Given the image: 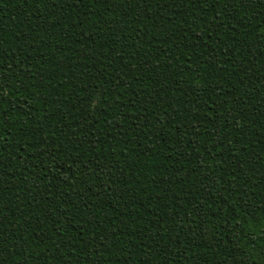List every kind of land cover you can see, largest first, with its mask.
<instances>
[{
	"label": "trees",
	"instance_id": "16d2710c",
	"mask_svg": "<svg viewBox=\"0 0 264 264\" xmlns=\"http://www.w3.org/2000/svg\"><path fill=\"white\" fill-rule=\"evenodd\" d=\"M0 264H264V0H0Z\"/></svg>",
	"mask_w": 264,
	"mask_h": 264
}]
</instances>
